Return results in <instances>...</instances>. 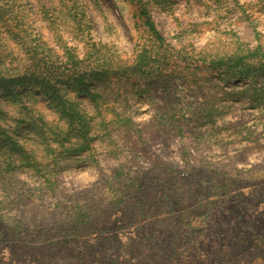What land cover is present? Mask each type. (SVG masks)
Returning <instances> with one entry per match:
<instances>
[{"label": "rangeland", "instance_id": "1", "mask_svg": "<svg viewBox=\"0 0 264 264\" xmlns=\"http://www.w3.org/2000/svg\"><path fill=\"white\" fill-rule=\"evenodd\" d=\"M0 0V264H264V0Z\"/></svg>", "mask_w": 264, "mask_h": 264}, {"label": "trees", "instance_id": "2", "mask_svg": "<svg viewBox=\"0 0 264 264\" xmlns=\"http://www.w3.org/2000/svg\"><path fill=\"white\" fill-rule=\"evenodd\" d=\"M135 5H137L138 8V18L141 20L143 26L148 30V32L155 37L157 40L161 41V38L159 37V35L157 34L153 22L151 20V17L149 15V13L146 10V7L140 3V1L136 0L135 1Z\"/></svg>", "mask_w": 264, "mask_h": 264}]
</instances>
